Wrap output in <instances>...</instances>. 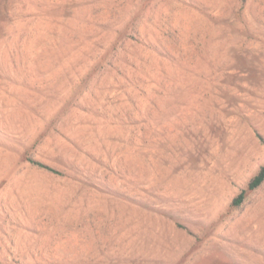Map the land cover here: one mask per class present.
I'll return each instance as SVG.
<instances>
[{
  "label": "rangeland",
  "instance_id": "rangeland-1",
  "mask_svg": "<svg viewBox=\"0 0 264 264\" xmlns=\"http://www.w3.org/2000/svg\"><path fill=\"white\" fill-rule=\"evenodd\" d=\"M263 165L264 0H0V264H264Z\"/></svg>",
  "mask_w": 264,
  "mask_h": 264
},
{
  "label": "trees",
  "instance_id": "trees-1",
  "mask_svg": "<svg viewBox=\"0 0 264 264\" xmlns=\"http://www.w3.org/2000/svg\"><path fill=\"white\" fill-rule=\"evenodd\" d=\"M124 36H119L117 37L113 42L112 46L110 48L105 49L104 53H99L96 57L95 60H98V65L102 62H107L108 66H110L113 70H116L125 80L128 82H134V79L137 77L139 74V69H137V66L134 64V62H131L129 60L131 58V51H128L126 49V40ZM122 43V46H119L118 44ZM144 61V60H143ZM131 67L134 68V71H130L132 69ZM137 69V70H136ZM30 160L33 163H37L43 167L48 168L51 171H54V168L39 162L35 161L32 158ZM264 182V165L260 167L259 171L251 178V180L248 183V189L253 190L257 187H259L262 183ZM245 196V191H242L238 196H236L233 199V204H240Z\"/></svg>",
  "mask_w": 264,
  "mask_h": 264
}]
</instances>
